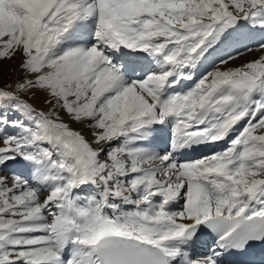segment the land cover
<instances>
[{
    "label": "snow or ice",
    "instance_id": "1",
    "mask_svg": "<svg viewBox=\"0 0 264 264\" xmlns=\"http://www.w3.org/2000/svg\"><path fill=\"white\" fill-rule=\"evenodd\" d=\"M253 50L264 0H0V168L27 169L0 264H264V54L226 67Z\"/></svg>",
    "mask_w": 264,
    "mask_h": 264
},
{
    "label": "rangeland",
    "instance_id": "2",
    "mask_svg": "<svg viewBox=\"0 0 264 264\" xmlns=\"http://www.w3.org/2000/svg\"><path fill=\"white\" fill-rule=\"evenodd\" d=\"M255 38H260V36H255ZM259 42H260V40L255 41V42L248 41V44L252 45L251 47L253 49H255L256 45ZM262 54H264V53H262L261 51H258V50H253L251 52H247L244 55H241L238 58L230 61L226 67L234 68V67L241 66L246 62L256 60ZM214 55L215 56H213L212 58H215L216 56L221 55V54L215 53ZM20 62H21V57L19 56V54H17L12 59L0 60V85L1 86L6 87L9 85H14L18 80L24 79V76L20 70ZM24 97L28 98L29 96L27 97V95H25ZM24 97L22 96L21 98L25 99ZM29 98L31 99L32 102L29 100H27V101L34 108H36L39 111H47L51 107V105L44 103V101L46 99V94L43 92H37V93H35L34 96L29 97ZM61 115L63 116V118L66 121H69V118L66 115H64L63 113H61ZM71 126L74 128H82L81 125H77V124H71ZM0 146H2V145H0ZM12 173H14V172L8 171L6 166H4L3 168H0V175H2V176H11ZM17 174L23 175V173H20V172H17Z\"/></svg>",
    "mask_w": 264,
    "mask_h": 264
},
{
    "label": "bare ground",
    "instance_id": "3",
    "mask_svg": "<svg viewBox=\"0 0 264 264\" xmlns=\"http://www.w3.org/2000/svg\"><path fill=\"white\" fill-rule=\"evenodd\" d=\"M256 36H260V35L257 34ZM258 40H261V37L260 38H255L254 37L253 39L250 40V42H255V41H258ZM249 46L251 47L252 45H249ZM214 54H213V56H215ZM220 54H222V53H220ZM219 146H222V149L216 148V147H219ZM208 147H201V148H197L196 150H193V151H188L187 152L188 153V157L184 158V159H189V160L190 159H196V158H199V157H201L203 155L210 154L212 151L223 150L226 147V142L222 141V142H220L219 144H217L215 146H208ZM6 167H7V170L10 171V172H15V173L20 172V173H23L24 176H27V169L24 168L22 166L21 162H19V161L14 162V163L13 162H9V164H7ZM0 176H2V175H0ZM205 243L210 244L211 240L210 239H206ZM226 258H227V256L224 257V262H225V264H229L228 261L226 260Z\"/></svg>",
    "mask_w": 264,
    "mask_h": 264
}]
</instances>
